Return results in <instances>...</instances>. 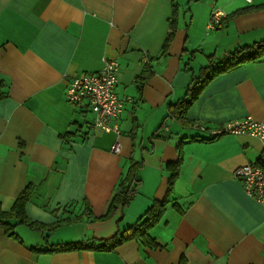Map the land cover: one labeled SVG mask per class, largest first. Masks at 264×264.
Listing matches in <instances>:
<instances>
[{
    "label": "crops",
    "instance_id": "crops-1",
    "mask_svg": "<svg viewBox=\"0 0 264 264\" xmlns=\"http://www.w3.org/2000/svg\"><path fill=\"white\" fill-rule=\"evenodd\" d=\"M261 4L0 0V207L10 210L29 189L28 218L46 225L76 218L49 233L18 224L17 239L0 226V264H264V201L247 196L233 176L259 160L262 144L247 134L208 136V128L230 120L264 122V57L212 78L183 114L169 109L211 58L224 61L238 46L264 38V9H253ZM213 9L221 16L208 28ZM103 59L117 62L116 91L130 98L119 120L118 153L110 151L114 134L95 128L86 105L64 95L70 78L99 71ZM179 151L178 176L147 232L150 242L34 250L81 241L97 246L136 223L165 197L166 164ZM130 160L142 164L137 194L105 217Z\"/></svg>",
    "mask_w": 264,
    "mask_h": 264
},
{
    "label": "trees",
    "instance_id": "trees-1",
    "mask_svg": "<svg viewBox=\"0 0 264 264\" xmlns=\"http://www.w3.org/2000/svg\"><path fill=\"white\" fill-rule=\"evenodd\" d=\"M172 1L174 2V0ZM258 8L264 9V4L255 6L253 9ZM174 16H177L176 9L174 10ZM175 26L176 23L172 25V31L169 36H171ZM262 57H264V38L262 40L253 42L250 45L238 46L228 55L227 59L224 61L212 63L213 59L211 58L210 63L200 70L198 76L193 78L192 85L187 88L184 98L178 101L175 106H170V114L176 111H178L180 114H183L187 107L196 99L200 90L215 76L237 66L242 62L257 60ZM180 163L181 156L179 151L178 160L176 162L166 164V169L169 171V179L165 197L162 200H154L151 206L144 211L143 215L136 223L122 230L120 233L114 235L111 238L102 240L97 246H94L95 244L86 245L81 241L55 244L46 250H34L44 252H66L94 247L103 250H111L115 246L131 239H142L145 242H150L151 240L147 232L159 221L166 209L167 204L169 203V194L171 193L173 185L177 179ZM141 167L142 164L135 162L134 160H130L127 172L116 187L108 213L105 215V217L111 216L118 206L124 207L134 199L140 185V180L137 179L136 175ZM29 194V189L22 191L10 210L4 211L0 207V226L5 229L8 236H11L15 239L18 238L14 232L15 226L18 224L27 225L30 229L40 233H49L54 231L65 221L70 222L76 219L61 220L53 224L46 225L28 218L25 215L24 206ZM10 219H15V221L12 223L10 222ZM46 237L47 235H44L45 239Z\"/></svg>",
    "mask_w": 264,
    "mask_h": 264
},
{
    "label": "built area",
    "instance_id": "built-area-1",
    "mask_svg": "<svg viewBox=\"0 0 264 264\" xmlns=\"http://www.w3.org/2000/svg\"><path fill=\"white\" fill-rule=\"evenodd\" d=\"M251 3L252 0H245ZM221 12L217 9L211 11L207 24L213 28L219 21ZM118 64L115 60L103 59V67L97 72H87L70 78L65 88V99L72 105L80 104L93 113V126L104 132H112L114 141L110 151H120L119 120L128 96L119 95L116 91ZM204 130L202 125L197 126ZM225 134H247L260 140L262 147L257 162L246 163L237 167L233 176L242 183L244 193L259 201H264V122L253 119L251 116L230 120L220 126L208 128V136L213 139ZM208 138V139H209Z\"/></svg>",
    "mask_w": 264,
    "mask_h": 264
}]
</instances>
